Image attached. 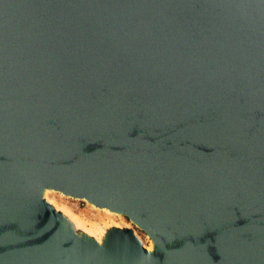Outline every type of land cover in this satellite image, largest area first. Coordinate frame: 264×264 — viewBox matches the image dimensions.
I'll use <instances>...</instances> for the list:
<instances>
[{
  "label": "water",
  "instance_id": "1",
  "mask_svg": "<svg viewBox=\"0 0 264 264\" xmlns=\"http://www.w3.org/2000/svg\"><path fill=\"white\" fill-rule=\"evenodd\" d=\"M0 264H264V0H0Z\"/></svg>",
  "mask_w": 264,
  "mask_h": 264
},
{
  "label": "rangeland",
  "instance_id": "2",
  "mask_svg": "<svg viewBox=\"0 0 264 264\" xmlns=\"http://www.w3.org/2000/svg\"><path fill=\"white\" fill-rule=\"evenodd\" d=\"M44 197L57 212L63 214V223L67 227L87 239L105 244L113 229H132L148 250L156 248L155 241L147 231L125 213L111 212L85 197H76L54 188H46Z\"/></svg>",
  "mask_w": 264,
  "mask_h": 264
},
{
  "label": "bare ground",
  "instance_id": "3",
  "mask_svg": "<svg viewBox=\"0 0 264 264\" xmlns=\"http://www.w3.org/2000/svg\"><path fill=\"white\" fill-rule=\"evenodd\" d=\"M107 209H108L109 211H111V212H115V210H112V209H110V208H108V207H107ZM119 213H120V212H119Z\"/></svg>",
  "mask_w": 264,
  "mask_h": 264
}]
</instances>
